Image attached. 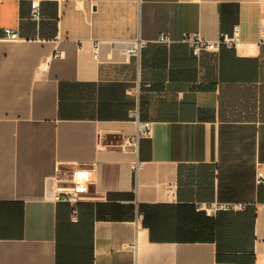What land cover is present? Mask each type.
<instances>
[{
	"label": "crops",
	"instance_id": "obj_1",
	"mask_svg": "<svg viewBox=\"0 0 264 264\" xmlns=\"http://www.w3.org/2000/svg\"><path fill=\"white\" fill-rule=\"evenodd\" d=\"M40 3L0 0V264H264V0ZM132 110L152 133L127 145ZM78 168L96 198L72 221L51 186Z\"/></svg>",
	"mask_w": 264,
	"mask_h": 264
},
{
	"label": "built area",
	"instance_id": "obj_2",
	"mask_svg": "<svg viewBox=\"0 0 264 264\" xmlns=\"http://www.w3.org/2000/svg\"><path fill=\"white\" fill-rule=\"evenodd\" d=\"M30 18L35 22L42 20V9L40 0H31ZM5 39L19 40L20 34L12 28H5ZM240 30L235 26L232 31H221L218 38L209 40L204 38L199 33L185 34L182 41L188 43L192 47V52L195 56H201L205 52H217L223 45L230 48L236 47L240 43ZM161 44H169L172 39L168 33H160L156 40ZM260 43L264 44V17L260 22ZM146 45V41L138 38L132 40L126 51L130 54L140 55L141 49ZM97 55V48L96 53ZM61 52H57L56 56H60ZM131 118L136 122L137 130L134 136L125 138L127 145H135L142 136H150L152 133V122L141 121L138 110H132L130 113ZM139 163L134 164L137 168ZM91 170L89 168H78L71 176L68 177H55L54 183L51 186L52 199L56 202H66L70 204L72 221L79 219V203L84 201H92L96 196L89 191L88 185L92 180ZM257 182L264 183V171L259 170L257 173ZM195 209L199 212L207 214H216L219 211H239L242 209L241 204L233 202H220V201H195ZM142 216V215H141ZM255 264H262L255 262Z\"/></svg>",
	"mask_w": 264,
	"mask_h": 264
}]
</instances>
